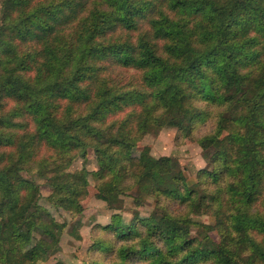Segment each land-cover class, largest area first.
Returning <instances> with one entry per match:
<instances>
[{
  "label": "trees",
  "instance_id": "trees-1",
  "mask_svg": "<svg viewBox=\"0 0 264 264\" xmlns=\"http://www.w3.org/2000/svg\"><path fill=\"white\" fill-rule=\"evenodd\" d=\"M166 127L210 167L140 148ZM90 177L115 212L81 264H264V0H0V264L69 226L36 178L81 239Z\"/></svg>",
  "mask_w": 264,
  "mask_h": 264
},
{
  "label": "rangeland",
  "instance_id": "rangeland-1",
  "mask_svg": "<svg viewBox=\"0 0 264 264\" xmlns=\"http://www.w3.org/2000/svg\"><path fill=\"white\" fill-rule=\"evenodd\" d=\"M129 75H131V73H129ZM12 103L13 102H11L10 105H12ZM176 132L175 128L166 127L158 135H147L140 143V148H145L154 156H174L181 164L186 176L193 179L199 169L210 167V165L207 164L203 158L202 147L197 139L190 136L185 138L182 143H179L175 139ZM225 132L226 131H222L220 135H223ZM83 163V159L77 157L71 161L66 170L73 172L76 169H81L84 165ZM87 166L88 169L93 170L97 165L95 160L92 161L91 159ZM55 172H60V170ZM36 180L41 184V192L44 196L41 199V203L53 213L58 221H67L69 223L53 256L44 264H57L58 262L62 264H81L82 258L80 256L85 253L93 242L91 238L92 224L94 222L101 224L109 223L115 210L110 209L105 201L97 199L94 196V182L90 177V195L84 200V212L77 216V218H81L82 222H84V225L79 228V233L82 238L78 239L71 233V226L75 223V219L63 208H58L48 203L45 197L50 193V188L45 185V180L40 178H36ZM135 194L136 191H132L129 195L124 196L122 215L126 220L131 219L132 213L136 209L141 212L142 216H147L153 208L152 204H147L144 207H136L133 199ZM203 219L206 221L212 220L207 216H203Z\"/></svg>",
  "mask_w": 264,
  "mask_h": 264
}]
</instances>
